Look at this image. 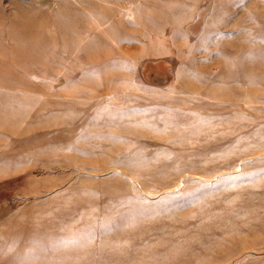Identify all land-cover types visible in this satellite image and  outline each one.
I'll return each mask as SVG.
<instances>
[{
	"label": "rangeland",
	"instance_id": "374dc122",
	"mask_svg": "<svg viewBox=\"0 0 264 264\" xmlns=\"http://www.w3.org/2000/svg\"><path fill=\"white\" fill-rule=\"evenodd\" d=\"M194 253L264 264V0H0V264Z\"/></svg>",
	"mask_w": 264,
	"mask_h": 264
},
{
	"label": "bare ground",
	"instance_id": "6f19581e",
	"mask_svg": "<svg viewBox=\"0 0 264 264\" xmlns=\"http://www.w3.org/2000/svg\"><path fill=\"white\" fill-rule=\"evenodd\" d=\"M195 254L197 253H194V254H191V255H187L185 257H182L179 261V264H201L203 263L204 260H194V257H195ZM205 257V256H204ZM148 260H151L153 261L155 259V256H148L146 257ZM209 258V257H208ZM205 259V258H204Z\"/></svg>",
	"mask_w": 264,
	"mask_h": 264
}]
</instances>
